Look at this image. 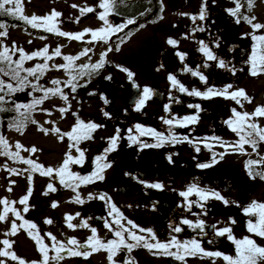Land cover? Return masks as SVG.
Masks as SVG:
<instances>
[{
  "label": "flooded vegetation",
  "instance_id": "flooded-vegetation-1",
  "mask_svg": "<svg viewBox=\"0 0 264 264\" xmlns=\"http://www.w3.org/2000/svg\"><path fill=\"white\" fill-rule=\"evenodd\" d=\"M239 3L241 17L254 16L256 18L254 23L264 24L261 14H253L254 5L256 3L264 5V0H254L251 10L248 9V0H239ZM234 8V0H207L206 18L196 19L191 27L190 35L193 41L191 49L187 53L169 49L175 54L174 66L171 70L166 71L160 65V53L168 48L155 43L158 58L155 71L157 74H163V79H156L152 76L151 79H124L121 82L119 79L107 77L99 79L100 106L98 111L100 113H98L101 115L92 122L108 127L110 134L96 139L95 157L101 155L109 147V138L116 135L117 129L120 130V139L116 150L107 155V161L111 163V167L103 172L104 179L80 185L82 188H90L96 196L92 197L91 203L79 212L83 222L86 221L91 226L105 230L107 240L104 242L116 239L113 232L104 226L107 220L114 230L117 229L114 223L115 214L112 213L114 205L123 217L120 223L137 235L144 236L149 243H156V241L167 243L173 237L181 243L195 239L205 252H220L224 255L235 256V245L227 236L215 235L216 229L229 227L235 239L250 237L258 245L264 246V238L254 236L247 231L248 220L252 219L255 222L256 217H248L243 213V209L250 205L247 203V196L254 194V191L255 194H264V180L259 176L252 179L245 167L247 161H257L264 157V142L257 143L255 152L251 146L245 144L244 151L247 155L230 149L229 154L224 155L223 159L212 167H198L200 164L211 163L213 153L224 152L219 142L212 141L211 137H219L227 144H236L239 141L237 133L226 124L227 120L234 119L232 109L251 114L257 107L264 106V85L262 86L264 75L251 76L248 63L253 45L256 43L252 36L264 35V29L254 31L251 25L243 20L237 24L235 18L226 11V9ZM199 13L197 12V17ZM201 27L204 31L197 30ZM201 41L209 46L218 60L225 62L227 68L219 67L218 60H207L199 51ZM217 42L219 47H215ZM177 53L184 56L183 61ZM146 61L149 63V59ZM206 64L207 67H205ZM186 68L191 71H186ZM233 68L235 74L230 70ZM192 72L203 75L207 83L202 82L199 75H192ZM169 75L174 76L188 91L196 89L204 93L209 88L223 90L227 85H231L230 92L243 89L252 102L242 100L243 107H240L235 101L224 99L221 96L211 99L190 96L173 87L168 79ZM102 81H107L114 87L115 98L112 102L100 91ZM126 85L137 88L140 94L133 103L124 101L122 89ZM145 87L152 90V97L146 101L140 111H136L135 105L142 97ZM84 94L90 93L86 91ZM189 105L200 106L197 123L177 127L175 124L169 126L163 122L164 119L178 121L184 117L196 115L197 109ZM165 106H168V111H165ZM105 113L108 115L106 116ZM254 122L264 128V117L255 118ZM137 124L154 129L165 137H169L170 133H174L181 141L187 137L192 143H165L162 147L143 149L138 144L129 146V129H132V135L137 136L142 143H156V139L152 136H140L134 127ZM95 131L94 134L92 133V139L84 140L86 143L91 144L95 140ZM205 138L209 139L205 140ZM205 143L209 146L205 147ZM197 147L200 149L199 152L196 151ZM95 157L91 161L92 171L75 173L81 176L92 173L95 168ZM254 171L264 172V163H261L259 167L254 166ZM157 183L162 185V189L145 186ZM192 185L202 190L219 192L228 204L225 205L221 200L216 199L202 202L195 194L186 200L180 193L187 191ZM60 187H62V192L76 191L61 185ZM101 195H104L105 199H99ZM201 203L203 207L199 206ZM183 220L190 221L191 225L183 224ZM233 220L235 223H231ZM129 221L140 229H150L156 241L151 239L148 232L132 229ZM199 221H203V232L194 227ZM175 227H180L182 231L176 233L173 230ZM129 243L135 242L129 241ZM101 250L107 259L108 253ZM171 251L175 253L176 249L172 248ZM156 252L155 249L149 251L144 247H136L131 253L123 249L114 259L116 264H125L129 258L134 261V264H226L222 257H203L199 253L186 256L181 261L175 259L174 256L154 254ZM107 264H109L108 259Z\"/></svg>",
  "mask_w": 264,
  "mask_h": 264
},
{
  "label": "rangeland",
  "instance_id": "rangeland-1",
  "mask_svg": "<svg viewBox=\"0 0 264 264\" xmlns=\"http://www.w3.org/2000/svg\"><path fill=\"white\" fill-rule=\"evenodd\" d=\"M99 2L100 0H23V14L27 17L33 15L46 17L55 10L60 13V16L54 21L59 31L77 34L85 32V30H99L104 27L103 21L98 19V14L102 11L98 7ZM203 2L204 0H161V12L154 23L145 24L142 27L138 26L135 31L118 40L112 41L115 34L111 35L107 43L102 41L88 43L87 41L91 40L90 33L86 34L82 40L77 41L59 36L53 32L44 31L42 28H35L34 33L24 28L9 25H6L4 29H0V32H6V35H0V52L7 48L9 54L14 58H20L18 49H23L25 54L31 55L47 46L51 55L59 47L61 55L54 56L52 60L47 61L49 67L40 76L39 80L34 77L28 79L30 82L46 89L54 87L51 83L52 80H58L61 82L60 87L63 89L64 94L68 96L67 102L62 100L59 95L52 96L37 106L28 119L25 120L22 117L21 120H24L22 134L15 130L16 126L8 130L4 129L3 138L8 142L9 151L15 152L17 143L27 149L35 147L38 149L37 152L31 153L21 150L20 156L24 159L33 160L45 169L48 167L58 169L69 151L70 141L67 137L61 141L59 135L51 131L53 126L59 128L62 133H67L76 124L77 117L85 123L100 118L101 114L98 111L100 106L99 79L107 77L119 79V82L129 79L127 72L121 71V69L132 72L134 74L132 79H151V76L156 79H163V74H157L155 71L158 62L157 50L154 47L155 43H160L162 47L170 50L174 49L187 53L193 43L190 35L191 27L194 24L192 17H197L196 14L200 12ZM73 5H77V7L74 8ZM254 6L253 14H261L262 20H264L263 3L261 5L256 3ZM87 7L96 10L81 15V9ZM107 19L112 25L124 23L123 21L119 22L113 15H109ZM169 39L176 41V44L174 46L170 45L168 43ZM119 42L121 43L118 44ZM117 46H119V51H116ZM109 48L112 51H108ZM84 49H91V51L87 55H81ZM104 53L107 54L104 56L105 63L103 67L91 73L85 70L83 76H77L75 92H72L70 87H65V82L69 80L68 73L62 68L58 70L53 67V65L67 64V61L63 59L64 56H80V59L74 62V68L76 69L82 65H94L99 62ZM147 59H149V63H147ZM43 63H45L43 58L35 57L31 60H25L23 66L29 69ZM73 74L75 75L76 72H73ZM80 85L84 86L81 87ZM29 88L31 89L30 95L27 91H21L20 101L22 104L27 103L28 96L33 97V99L42 96V92L33 91L31 87ZM86 91L92 94L85 95ZM69 105V110L62 116L58 109ZM49 112L51 115L47 114ZM73 113L76 115H73ZM32 120L37 121V123L33 124ZM40 127L49 130V134L45 135L44 132H41ZM109 134L108 127H100L95 131L96 138L91 144H89L90 142L81 141L79 148L84 151L83 165L72 164L70 170L72 172L92 171L93 164L91 161L97 153L95 148L96 139ZM72 155L76 157L79 154L73 149ZM28 167L27 164L0 155V199L6 198L9 201L17 202L12 204L11 207L19 211L23 217V220H16L18 225L23 223L24 220L36 225L35 230L19 228L17 234L6 236L5 232L9 231L11 222L16 219L10 212L7 220L0 222V241L10 240L12 247L9 251L14 252L17 257L23 259L25 264H42L43 261V256L38 250L35 240L29 235V231L34 234L38 232L39 236L43 238V243L48 246V264H107L105 253L102 250L93 252L86 259L83 256H71L67 252L61 254L63 258L59 261L51 259L56 253L51 250L53 241L46 234H51L56 241L64 243L69 248L72 246L67 245V241L73 238L80 245H84L92 236L91 228L97 230V236L102 241L107 240V235L103 228H96L89 224V227L78 226L75 229L67 227L65 219L67 215L74 217L71 221L73 225H82L83 218H81L79 210L86 208L91 203L89 197L96 196L94 191L92 193L90 188L79 187L75 192H62V187H60L58 177L55 174L49 177L42 176L39 171L30 173L25 171ZM7 169L18 170L19 174H12ZM29 175L32 178L31 183L28 180ZM49 184H52L56 191L44 195L48 191L47 186ZM9 187H11V191H8ZM29 188H31L32 194L27 204L29 210L25 213L23 211L25 205L19 204L18 201L28 193ZM77 193H79L83 203L74 202ZM246 199L248 204H251L252 201L264 202V194H255L254 191V194L247 196ZM54 202L58 205L55 208L51 206ZM3 207V205H0V214L3 212ZM46 220H51L52 223H45ZM0 249H3L2 244H0ZM86 250L90 251V249ZM0 260H4L5 264H18V261H13L7 257H0Z\"/></svg>",
  "mask_w": 264,
  "mask_h": 264
},
{
  "label": "snow or ice",
  "instance_id": "snow-or-ice-1",
  "mask_svg": "<svg viewBox=\"0 0 264 264\" xmlns=\"http://www.w3.org/2000/svg\"><path fill=\"white\" fill-rule=\"evenodd\" d=\"M235 8L234 9H226L229 15L235 18V22L237 24L241 23V20L246 22L247 24L251 25L254 31H258L264 29V24L254 23L256 19L254 16H240V3L239 0H234ZM206 4L207 0H204L199 16H193L192 19L195 22L196 19L204 20L206 18ZM254 0H248V9L251 10L253 7ZM116 6V0H100L98 7L102 9V11L98 14V19L103 21L104 27L100 28L99 30H85V32L77 33V34H69L63 31H59L57 24L54 22L56 18L60 16V13L53 10L48 16L46 17H37L35 15L31 17H27L23 14V0H0V15H9L13 16L16 19L24 21L26 24H29L32 28L43 29L47 32H53L59 36L67 37L70 40H77L80 41L86 34L91 35V40L87 41L88 43L99 42L102 41L107 43L108 40L111 38V35H114L120 31H123L129 24H133L135 21L133 19H128L126 23L121 25H112L109 23L107 17L113 14L114 9ZM72 7H77V5H73ZM96 9L92 7H87L81 9V15L85 13L94 12ZM78 22V21H77ZM6 27L5 24L0 23V29H4ZM142 27V25H141ZM199 31H204V28L197 29ZM0 35H6V32H0ZM43 38V37H42ZM253 41L256 43L253 45L252 53L249 60V74L253 77L264 75V35L252 36ZM168 43L170 45H175L176 41L169 39ZM199 51L207 58L208 61H217L218 58L214 55L213 51L209 48L208 45L204 44L203 41L200 42ZM219 43L215 44V47H219ZM119 46H117L116 51H119ZM20 52V58L18 60H13L12 55L9 54V50L7 48L4 51L0 52V73L9 76V78L16 82V86L13 87L11 83H5L3 80H0V111H6L3 107L7 101L4 99V95H11L17 91H23L26 87H31L33 91H40L42 92V96L40 98H34L30 104H15V111L20 113L24 119H28L32 111L36 109L37 106L41 105L44 100L51 98L52 96L59 95V97L64 100L65 102L68 101V96L64 94L63 89L60 87L61 82L58 80H52L51 83L54 85L53 88H43L36 83H32L29 81V77H34L36 80H39L40 76L44 74V72L48 69L49 65L47 61L53 59L54 56L61 55V49L57 47L54 52L50 55L49 49L45 46L42 50L33 53L31 55H27L23 52V49H18ZM91 49H84L81 55H87ZM108 51H112L111 48ZM107 53L102 54L98 63L94 65H82L78 69L74 68V62L80 59V56H64L63 59L67 61V64L64 65H53L56 69H64L68 75L69 80L65 82V87H70L72 92L76 91L77 84L75 81L77 80V76H83L85 74V70H88L89 73L92 71H96L103 67L105 60L104 56ZM180 55L181 60L183 61L184 56L182 54L177 53ZM35 57H41L44 59L45 63L37 64L33 68L25 69L23 67V62L25 60H31ZM208 65L206 64L205 67ZM218 66L221 68H227V65L223 60H218ZM186 71H191L190 69H185ZM233 74H235V69H230ZM121 71L127 72L128 78L131 80L133 78V73L128 71L127 69H121ZM73 72H76L74 75ZM21 73H25L22 75ZM192 75H199V79L207 83L206 78L203 75H200L198 72H192ZM171 85L173 87L178 88L180 92L187 93L190 96L200 97L201 99H211L215 96H221L224 99H231L236 102V104L243 107V101H247L251 103L252 100L250 97L247 96L245 90L237 89L235 91H229L232 87L231 85H227L223 90H216L214 88H209L207 92H200L196 89L188 91L183 85L179 84V82L175 79L174 76L169 75L168 77ZM83 87L84 85H80ZM7 89V92H5ZM92 93H90L91 95ZM152 90L145 87L143 89L142 97L137 101L135 105V110L140 111L146 104V101L151 99L152 97ZM107 103V100H105ZM189 107H194L197 109L196 115H191L184 117L181 120L174 121L173 119H164V123L177 127H186L189 124H195L198 122V112L200 110L199 105H189ZM70 108L68 107L60 108L58 111L63 114L67 112ZM21 109L24 111L21 112ZM168 106H165V111H168ZM51 115V113H47ZM73 115H76L73 113ZM107 116L108 113H105ZM232 115L234 119H229L226 121V124L229 128L237 133L239 136V141L236 144H227L221 140L219 137H211L212 141H218L219 146L224 149L222 153H213L212 162L211 163H204L198 165L200 168H208L212 167L215 163H218L220 159H223V156L229 154V150L238 151L240 154L247 155L244 151V145L247 144L252 147L253 151H256V146L258 142H264V128H261L258 124L254 122L255 118L264 117V106L257 107L253 113H241L238 112L236 109H232ZM33 124H36L37 121L32 120ZM24 126V120L17 121L15 130L21 132ZM103 127L102 125H98L94 122L85 123L84 121L80 120L77 117L76 124L73 126L70 132L62 133L61 130L55 126L51 129V131L55 134L59 135V139L63 141L65 137L68 138L70 141L69 143V151L66 153L65 159L63 160L61 166L58 169H53L51 167L44 168L42 165L34 162L31 159H24L20 156V151H27L31 153H35L38 151L35 147L31 149L24 148L23 145L17 143L15 145L16 151L11 152L9 151L8 142L0 136V155H5L9 159L22 162L27 164L29 167L25 169V171L36 172L42 176H49L51 177L55 174L56 177L59 179V183L61 186L65 188H71L75 191L77 188L80 187L82 184H89L94 183L96 180H103V172L111 167V163L107 161V155L116 150L118 145V140L120 139V130L117 129L116 135L109 138V147H107L104 152L95 157L94 164L95 168L92 173L86 176H81L79 173L72 172L70 170V165L78 164L83 165L84 162V151L79 148V144L81 141L92 139V133L97 130L98 128ZM135 130L140 134V136L149 135L156 139V143L148 144L142 143L137 136L132 135V129H129V136L128 139L130 141L129 146L133 144L140 145L141 149L143 148H158L164 146L165 143H177V142H188L187 137L183 138L181 141L179 138L175 136L174 133H170L169 137H165L163 134L156 132L154 129L145 128L139 124L135 125ZM39 130L44 132L45 135L49 134V130L40 127ZM209 138H205L208 140ZM209 145L205 143V147ZM79 154L78 156L74 157L72 155V150ZM196 151L199 152V147L196 148ZM219 157V159H217ZM169 160L171 158L169 157ZM261 163H264V157H261L257 161L249 160L246 162V170L248 171L249 176L252 179H255L259 176L260 179L264 180V172H256L254 171V166L259 167ZM8 171L12 172V174H19L18 170L15 169H7ZM31 175L28 176L29 183H31ZM14 184V181L12 182ZM147 188H156L162 189V185L157 184H146ZM48 191L44 193V195H48V192L56 191L55 187L52 184L47 186ZM8 191H11V187H9ZM32 194L31 188H29L28 193L21 198L18 203L21 205H25L23 211L26 213L29 209L27 207L29 197ZM197 195L202 202H206L208 199H216L221 200L225 205L228 204V201L221 196L219 192L216 191H206L198 188L196 185L190 186L187 191L180 193L181 196L187 198L191 195ZM92 198L91 196L89 197ZM99 199H105L104 195H101ZM76 203H83L80 199L79 193H77L75 201ZM17 203L13 201H9L8 199H0V205H3V212L0 214V222H4L8 218V214L11 212L13 216H15V220L11 222V227L9 231L5 232L6 236H13L17 234L19 228H26L29 230H35L36 225L29 221L24 220L23 223L17 224L16 220H23V217L19 211H17L14 207H11L12 204ZM53 208L57 207L58 205L54 202L51 205ZM203 207V203L199 205ZM112 213L115 214L114 223L117 225V229H113L111 224L106 220L105 221V228H107L110 232H113L114 236L116 237L115 240H109L104 242L100 240L97 236V230L95 228H91L92 236L89 237L88 241L84 245H80L76 239H69L67 241V245H71L72 247H67L64 243L58 242L55 240V237L51 236V234H46L48 237L53 241L51 250L56 253L55 256L51 257V259L59 261L62 259V253L67 252L71 256H83L85 259L90 256L93 252L99 251L101 249L105 250L108 255L107 259L109 264H116L114 257L123 249H126L128 253H131L134 248L136 247H144L149 251L153 249L157 250L154 254H162L168 256H174L175 259L183 261L186 256H192L196 254H200L203 257H222L226 264H264V246L258 245L254 239L250 237H245L243 239L237 240L235 239L231 232V228L225 227L223 229H216L215 235L219 237L227 236V238L235 245V256L224 255L220 252H205L197 240L179 242L175 237H173L169 242L162 243L156 241L155 235L151 232L150 229H140L137 225L133 224L131 221L128 223L131 225L132 229H137L140 232H148L149 236L153 241L156 243H149L148 240L142 236L137 235L135 232L131 231L129 228L125 227L123 224L120 223V220L123 219L122 215L119 211L112 206ZM244 215L248 217H256L255 222L252 219H249L247 222V231L254 236L264 238V202H257L252 201L250 205L243 209ZM67 221V227L70 229H75L78 226L82 227H89L87 222H83L82 225H73L71 221L74 219L73 216L67 215L65 217ZM45 223L51 224V220H46ZM183 224L191 225V222L188 220H183ZM231 223H235V221H231ZM195 228L200 229L201 232L204 231V224L203 221H199L194 225ZM215 228V226H213ZM176 233L182 231L180 227H175L173 229ZM125 233H127V237H125ZM29 235L35 240L38 250L41 252L43 256L42 264H48L49 256L48 251L49 248L47 245L43 243V238L39 236L38 232L33 233L29 231ZM129 241H134L135 243H129ZM0 244L3 245V249H0V257H7L13 261H18V264H25V261L16 256L14 252L9 251L12 247V242L8 239H4L0 241ZM172 248L176 249V252L173 253L171 251ZM86 249H90L86 250ZM0 264H5L4 260H0ZM125 264H134V261L129 258L125 261Z\"/></svg>",
  "mask_w": 264,
  "mask_h": 264
},
{
  "label": "trees",
  "instance_id": "trees-1",
  "mask_svg": "<svg viewBox=\"0 0 264 264\" xmlns=\"http://www.w3.org/2000/svg\"><path fill=\"white\" fill-rule=\"evenodd\" d=\"M160 2L161 0H116V6L113 14L111 15H113L115 19H118L119 22L123 21L124 23H126L128 19H133L135 22L133 24H129L126 28L123 29V31L118 32V34H115L112 41L118 40L119 38L126 36L128 33L130 34L131 32L135 31L138 26L154 23L161 12ZM0 23L13 27L24 28L31 33H34L36 31L35 28H32L24 21L16 19L15 17L9 15H0ZM124 23H120L117 25H121ZM121 42H119L118 44H120ZM12 59L14 61L18 60V58L14 57H12ZM21 74L25 75V73ZM0 80H3L6 84L11 83L13 87L16 86V82L11 80L9 76L4 75L3 73H0ZM24 91H27V93L30 95L31 89L29 87H26ZM5 92H7V89H5ZM0 95L3 94L0 93ZM20 95L21 91L14 92L11 95H4V99L7 101V103H5L3 107L7 110L0 111V136H3L4 129L8 130L14 128L17 121H20L22 118L20 113L14 110L15 104H22L20 101ZM32 100L33 97L31 98L30 96H28V98L26 99V104H30ZM23 111L24 110L21 109V112Z\"/></svg>",
  "mask_w": 264,
  "mask_h": 264
},
{
  "label": "water",
  "instance_id": "water-1",
  "mask_svg": "<svg viewBox=\"0 0 264 264\" xmlns=\"http://www.w3.org/2000/svg\"><path fill=\"white\" fill-rule=\"evenodd\" d=\"M160 48V46H159ZM162 57H168V59H170V62L167 64V66L164 68V66L162 65V62H161V58ZM174 59H175V54L173 52H171L169 49H163L160 53V65H161V68L168 71V70H171L174 66ZM109 87L111 89V92H110V97L106 96V94H104V90L106 87ZM123 91V97H124V101L126 103H133L134 101H136L140 94L138 93L137 91V88H132L131 86L129 85H126L125 88L122 89ZM100 91L101 93L106 97L108 98L111 102L113 101V99L115 98V90H114V87L112 86V84H109L107 81H102L100 83ZM125 92V94H124ZM132 92L130 98H129V95L130 93ZM111 98V99H110Z\"/></svg>",
  "mask_w": 264,
  "mask_h": 264
},
{
  "label": "bare ground",
  "instance_id": "bare-ground-1",
  "mask_svg": "<svg viewBox=\"0 0 264 264\" xmlns=\"http://www.w3.org/2000/svg\"><path fill=\"white\" fill-rule=\"evenodd\" d=\"M161 62H162V65L164 66V68L167 66V64L170 62V59H168V57H162L161 58ZM125 88V87H124ZM110 92H111V89L107 86L104 90V94H106V96L110 97ZM125 94V92H124ZM132 92L130 93L129 95V98L131 96ZM124 96V95H123ZM124 98V97H123ZM111 99V98H110Z\"/></svg>",
  "mask_w": 264,
  "mask_h": 264
}]
</instances>
